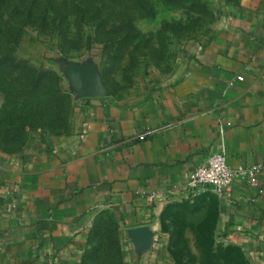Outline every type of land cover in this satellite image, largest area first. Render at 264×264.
Segmentation results:
<instances>
[{"label":"crops","instance_id":"obj_1","mask_svg":"<svg viewBox=\"0 0 264 264\" xmlns=\"http://www.w3.org/2000/svg\"><path fill=\"white\" fill-rule=\"evenodd\" d=\"M222 10L209 41L162 85L83 96L65 135L0 159V247L10 264H75L103 210L151 252L157 226L195 201L218 215L226 242L264 264V167L256 184L236 179L223 196L188 186L222 149L232 166L264 165V0H226Z\"/></svg>","mask_w":264,"mask_h":264},{"label":"rangeland","instance_id":"obj_2","mask_svg":"<svg viewBox=\"0 0 264 264\" xmlns=\"http://www.w3.org/2000/svg\"><path fill=\"white\" fill-rule=\"evenodd\" d=\"M225 1L1 0L0 159L70 130L83 97L74 70L94 73L114 97L162 85L209 41ZM198 202L164 218L151 252L133 247L128 226L103 210L75 264H253ZM5 244L0 264L11 262Z\"/></svg>","mask_w":264,"mask_h":264},{"label":"built area","instance_id":"obj_3","mask_svg":"<svg viewBox=\"0 0 264 264\" xmlns=\"http://www.w3.org/2000/svg\"><path fill=\"white\" fill-rule=\"evenodd\" d=\"M140 138H144V135ZM263 167L262 163L232 166L228 161L226 150L222 149L210 155L206 164L198 166L190 174L188 186L194 191L202 187H211L218 195L223 196L236 179L256 184ZM142 196L154 200L157 193L143 191Z\"/></svg>","mask_w":264,"mask_h":264},{"label":"water","instance_id":"obj_4","mask_svg":"<svg viewBox=\"0 0 264 264\" xmlns=\"http://www.w3.org/2000/svg\"><path fill=\"white\" fill-rule=\"evenodd\" d=\"M75 81L79 84L82 96H106L108 90L101 80L88 70H74Z\"/></svg>","mask_w":264,"mask_h":264},{"label":"trees","instance_id":"obj_5","mask_svg":"<svg viewBox=\"0 0 264 264\" xmlns=\"http://www.w3.org/2000/svg\"><path fill=\"white\" fill-rule=\"evenodd\" d=\"M1 3H2V2H1V0H0V7H1ZM97 217H99V216H97ZM97 217H96V219H97ZM96 219H95V220H96Z\"/></svg>","mask_w":264,"mask_h":264}]
</instances>
